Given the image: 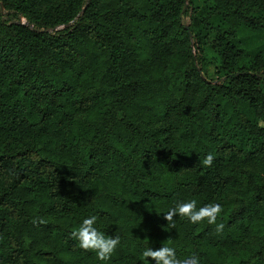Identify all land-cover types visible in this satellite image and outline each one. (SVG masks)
Returning <instances> with one entry per match:
<instances>
[{"label": "trees", "instance_id": "1", "mask_svg": "<svg viewBox=\"0 0 264 264\" xmlns=\"http://www.w3.org/2000/svg\"><path fill=\"white\" fill-rule=\"evenodd\" d=\"M259 13L264 0H0V264H155L141 251L161 246L264 264ZM187 200L221 212L165 220ZM91 215L120 237L106 261L71 235Z\"/></svg>", "mask_w": 264, "mask_h": 264}, {"label": "clouds", "instance_id": "2", "mask_svg": "<svg viewBox=\"0 0 264 264\" xmlns=\"http://www.w3.org/2000/svg\"><path fill=\"white\" fill-rule=\"evenodd\" d=\"M213 158V154L208 153L202 163L205 166H210ZM220 212L221 205L218 203H209L197 208L195 200H187L178 201L174 207L164 213V218L166 221H172L174 215H180L186 217L191 223H197L207 218L208 223L211 224L215 222L217 214ZM96 219L95 215L84 217L71 235L78 242L80 248L93 250L99 260L106 261L119 244L120 237L117 235H106L104 232L99 231L95 226ZM222 227V224L216 225L217 230ZM141 255L144 258H152L155 264H188V260L178 259L175 249L170 246H161L155 250L151 247H146L142 249ZM191 261L192 264H196L195 257H192Z\"/></svg>", "mask_w": 264, "mask_h": 264}, {"label": "rangeland", "instance_id": "3", "mask_svg": "<svg viewBox=\"0 0 264 264\" xmlns=\"http://www.w3.org/2000/svg\"><path fill=\"white\" fill-rule=\"evenodd\" d=\"M258 15H259V16H264V13H259ZM214 38H215V36L212 35V36H211V39L213 40ZM215 68H216L215 65H212L211 68L206 69L207 74H208L210 77H212V78H215V70H216Z\"/></svg>", "mask_w": 264, "mask_h": 264}, {"label": "crops", "instance_id": "4", "mask_svg": "<svg viewBox=\"0 0 264 264\" xmlns=\"http://www.w3.org/2000/svg\"><path fill=\"white\" fill-rule=\"evenodd\" d=\"M209 68H211V67H209Z\"/></svg>", "mask_w": 264, "mask_h": 264}]
</instances>
